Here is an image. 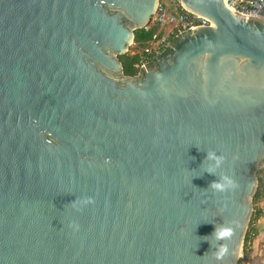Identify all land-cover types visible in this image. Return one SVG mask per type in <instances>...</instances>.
I'll return each instance as SVG.
<instances>
[{
  "label": "water",
  "instance_id": "95a60500",
  "mask_svg": "<svg viewBox=\"0 0 264 264\" xmlns=\"http://www.w3.org/2000/svg\"><path fill=\"white\" fill-rule=\"evenodd\" d=\"M125 76L157 0H0V264H237L264 167V17Z\"/></svg>",
  "mask_w": 264,
  "mask_h": 264
},
{
  "label": "trees",
  "instance_id": "16d2710c",
  "mask_svg": "<svg viewBox=\"0 0 264 264\" xmlns=\"http://www.w3.org/2000/svg\"><path fill=\"white\" fill-rule=\"evenodd\" d=\"M163 40V41H162ZM171 29L167 26H153L148 30L139 28L133 32V41L127 51L118 55L125 76H136L140 72V66L153 65L164 53L169 51V46L176 42ZM149 48L146 53L145 49ZM256 189L251 199V215L243 238L242 257L240 261L248 260L250 264H264V242L259 241L257 248L263 247L259 254L251 255L252 247L258 237L257 221L262 216L260 203L264 200V167L258 168L255 172ZM237 263V264H238Z\"/></svg>",
  "mask_w": 264,
  "mask_h": 264
},
{
  "label": "built area",
  "instance_id": "2783aa9c",
  "mask_svg": "<svg viewBox=\"0 0 264 264\" xmlns=\"http://www.w3.org/2000/svg\"><path fill=\"white\" fill-rule=\"evenodd\" d=\"M224 3L236 12L264 17V0H224ZM155 25L167 26L174 37L191 27L208 26L210 20L184 8L181 0H157L154 13L142 28L148 30ZM145 52L148 53L149 48H146Z\"/></svg>",
  "mask_w": 264,
  "mask_h": 264
},
{
  "label": "crops",
  "instance_id": "0c3cea01",
  "mask_svg": "<svg viewBox=\"0 0 264 264\" xmlns=\"http://www.w3.org/2000/svg\"><path fill=\"white\" fill-rule=\"evenodd\" d=\"M260 206L262 208L263 213H262V216L257 221V229L259 232V234H258L259 239L261 241H264V200L260 203Z\"/></svg>",
  "mask_w": 264,
  "mask_h": 264
},
{
  "label": "rangeland",
  "instance_id": "374dc122",
  "mask_svg": "<svg viewBox=\"0 0 264 264\" xmlns=\"http://www.w3.org/2000/svg\"><path fill=\"white\" fill-rule=\"evenodd\" d=\"M259 241H261V240H260L259 237H258V238L256 239V241H255L253 247H252V253H251L252 256H254V255H256V254H259V253H260V250L263 248V247L257 248V243H258ZM261 242H264V241H261ZM241 257H242V254H241V256L239 257V259H240ZM239 259H238V260H239ZM237 263H238V261H237ZM238 264H250V263H249L248 260H245V261H240Z\"/></svg>",
  "mask_w": 264,
  "mask_h": 264
},
{
  "label": "flooded vegetation",
  "instance_id": "af4514ba",
  "mask_svg": "<svg viewBox=\"0 0 264 264\" xmlns=\"http://www.w3.org/2000/svg\"><path fill=\"white\" fill-rule=\"evenodd\" d=\"M157 61V60H156ZM156 63V62H155ZM155 63L153 65H155Z\"/></svg>",
  "mask_w": 264,
  "mask_h": 264
}]
</instances>
